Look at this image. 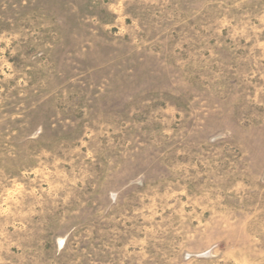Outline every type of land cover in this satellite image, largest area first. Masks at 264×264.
I'll return each mask as SVG.
<instances>
[{
    "label": "rangeland",
    "instance_id": "rangeland-1",
    "mask_svg": "<svg viewBox=\"0 0 264 264\" xmlns=\"http://www.w3.org/2000/svg\"><path fill=\"white\" fill-rule=\"evenodd\" d=\"M0 264H264V0H0Z\"/></svg>",
    "mask_w": 264,
    "mask_h": 264
}]
</instances>
